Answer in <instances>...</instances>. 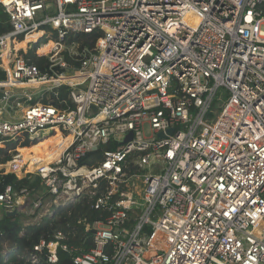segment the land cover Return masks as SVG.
<instances>
[{
	"label": "built area",
	"instance_id": "obj_1",
	"mask_svg": "<svg viewBox=\"0 0 264 264\" xmlns=\"http://www.w3.org/2000/svg\"><path fill=\"white\" fill-rule=\"evenodd\" d=\"M0 11L1 175L40 179L7 186L0 207L25 226L84 201L102 213L77 221L79 244L61 230L31 249L6 243L3 264H59L60 251L72 264H264V0H0ZM78 34L99 36L76 54ZM63 87L66 108L47 98ZM57 134L60 155L32 169L25 149ZM133 192L144 205L130 210Z\"/></svg>",
	"mask_w": 264,
	"mask_h": 264
},
{
	"label": "trees",
	"instance_id": "obj_2",
	"mask_svg": "<svg viewBox=\"0 0 264 264\" xmlns=\"http://www.w3.org/2000/svg\"><path fill=\"white\" fill-rule=\"evenodd\" d=\"M7 30L8 26L0 23V34L4 33ZM98 36L99 34H78L75 35V37H71L70 44L72 42L78 43L79 52H82V50L84 49L91 50L94 47ZM31 53L30 57L34 58V60H30V62L35 64L41 71L46 72L48 70L47 60L35 59L36 57L34 53ZM68 62L71 61L68 59ZM77 66H79V64ZM4 79L5 75L3 73H0V81ZM66 96L67 87H63L60 89L58 97H55L54 95L52 96V102L57 106L66 108L65 105L60 103L61 100L66 99ZM44 102L47 103L49 101L44 100ZM33 103H36V101H34ZM63 139L59 134H57L49 141H45L44 143L34 145L32 148L25 149V155L43 156L41 155V152L43 151L47 155L46 158H50L65 145V139ZM61 144H63V146L60 147ZM26 146L28 145L26 144ZM54 149H56V151L52 152ZM8 159L9 158L7 157L0 158V163H5ZM1 173L2 171L0 170V192H2L7 186H12L15 191H20L24 188L37 189L40 186L39 178H36L33 181H30L28 179L18 180L14 175H1ZM101 214V212L92 209L88 201H84L83 203L71 206L70 208L59 209L52 218L45 219L39 225L25 226L22 223L23 217L21 215H17L16 217H9L4 213V215L0 218V264H3L1 254L6 243L12 247L17 246L21 249H31L34 245L38 244L40 240H49L56 231L61 230L66 233H71V239L69 241L71 244H79L83 239L82 232L84 230V225H79L77 221L80 218L87 219L89 222L102 220V217H100ZM21 233H23V235H21ZM74 233L76 234L75 236L73 235ZM59 256V264H72L71 258L66 253L60 251Z\"/></svg>",
	"mask_w": 264,
	"mask_h": 264
},
{
	"label": "bare ground",
	"instance_id": "obj_3",
	"mask_svg": "<svg viewBox=\"0 0 264 264\" xmlns=\"http://www.w3.org/2000/svg\"><path fill=\"white\" fill-rule=\"evenodd\" d=\"M36 37H39V35L37 34V35H32V36L28 37L26 41H24L23 43H20L18 46H16V47L13 48L12 54H13L14 51L16 52L18 50L19 51H21V50H27V48H26L27 47V43L30 42V41H34L36 39ZM50 48H51V44L45 45V46H43V47L40 48V53H47L50 50ZM17 59H26V57H24L23 55H18V54L13 55L12 61L15 62ZM65 79H67V78H65ZM67 80H70V81L74 82V81H76V78H69ZM38 86L39 85L36 84V85H33V86H30L29 85V86H24V87H38ZM41 134H43V135H49V130L38 131V132L32 134V139H35L36 137H38ZM65 143H66V139H65ZM63 147L59 151H57L54 155H52L50 158H46L47 156L46 157H43V156H26V155H24L25 156V160L27 161V163L33 169V164L36 161L44 160L45 162H49L50 163L51 161H53L54 159H56L60 155ZM141 181L142 180H139L138 181V185L141 184ZM143 205H144L143 199H141L136 192H133L130 195L129 200L125 203V206L127 208H129L130 210H133L134 207H136V206H143Z\"/></svg>",
	"mask_w": 264,
	"mask_h": 264
},
{
	"label": "rangeland",
	"instance_id": "obj_4",
	"mask_svg": "<svg viewBox=\"0 0 264 264\" xmlns=\"http://www.w3.org/2000/svg\"><path fill=\"white\" fill-rule=\"evenodd\" d=\"M5 18H6V16L1 12L0 13V20H5ZM261 34L262 35H264V26L262 27V29H261ZM43 43H44V41H43ZM78 47H79V44L77 43L75 46H74V48H73V50H72V52H75L76 54H79L78 52ZM32 53H34V55H35V59H40V58H38V56H36V54H35V52H32ZM31 53V54H32ZM15 54H18V55H23L24 57H26L27 55H28V50H21V51H14L13 52V54L12 55H15ZM30 60H34V58H32V57H30ZM69 74V73H68ZM34 93H36V94H34V96H33V100L34 101H36V102H38V101H40V99H41V96H40V92H39V90H37V91H33ZM47 98H48V100H50V101H53V98H52V96H51V94H48L47 95ZM46 100V99H45ZM3 105V103H1L0 104V107ZM17 111H18V114H20L21 113V111H22V109L20 108V109H17ZM31 146V145H30ZM31 148V147H30ZM6 157V152H2L1 154H0V158H5ZM4 210L0 207V217H2L3 215H4ZM24 222V219H23V221H22V223ZM26 223V222H25Z\"/></svg>",
	"mask_w": 264,
	"mask_h": 264
},
{
	"label": "water",
	"instance_id": "obj_5",
	"mask_svg": "<svg viewBox=\"0 0 264 264\" xmlns=\"http://www.w3.org/2000/svg\"><path fill=\"white\" fill-rule=\"evenodd\" d=\"M4 96H5V94L2 93V92H0V101H3V100H4V98H5ZM172 132H173V129H171V130L169 131V134H171ZM159 137L162 138L163 135L160 134ZM6 215L9 216V217H16V216H17V213H16V212H13V213H7ZM0 218H1V217H0Z\"/></svg>",
	"mask_w": 264,
	"mask_h": 264
}]
</instances>
